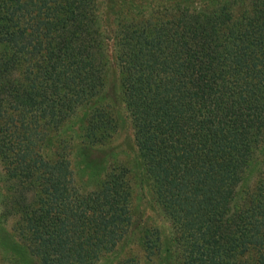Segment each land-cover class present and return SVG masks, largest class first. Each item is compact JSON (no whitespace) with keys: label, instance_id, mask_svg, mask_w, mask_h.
Returning a JSON list of instances; mask_svg holds the SVG:
<instances>
[{"label":"trees","instance_id":"16d2710c","mask_svg":"<svg viewBox=\"0 0 264 264\" xmlns=\"http://www.w3.org/2000/svg\"><path fill=\"white\" fill-rule=\"evenodd\" d=\"M10 1L0 0V107L25 99L32 111L52 96L47 109L91 111L84 135L90 145L108 142L117 126L112 110L96 104L110 85L99 0H46L51 12L39 19L36 48L27 42L25 54L17 36L22 16L4 11ZM235 7H243L240 16ZM27 9L32 14L30 1ZM164 12L162 20L121 21L112 37L121 86L115 98L132 122L141 180L175 230L169 258L180 252L183 264H264V0ZM127 184L126 170L113 167L85 201L87 216L115 224L151 255L157 242L133 220ZM20 187L21 204L34 188L27 178ZM48 215L28 213L27 248L37 263L76 264L81 256L80 264H93L91 229L80 228L83 250L74 255L75 246L63 250L67 241L56 238Z\"/></svg>","mask_w":264,"mask_h":264},{"label":"rangeland","instance_id":"374dc122","mask_svg":"<svg viewBox=\"0 0 264 264\" xmlns=\"http://www.w3.org/2000/svg\"><path fill=\"white\" fill-rule=\"evenodd\" d=\"M28 1L33 8L32 14L28 10L30 7L27 9ZM45 1L12 0L4 10L8 16H22L17 36L20 44L22 42L20 51L23 54L27 42L32 50L36 48L35 26L41 17L51 12V8L45 9ZM99 2L104 33L110 38L107 80L111 88L108 85L105 87L107 99L98 98L96 104L112 110L116 132L105 144L92 146L84 138L91 112L88 108L73 112L74 107H71L61 114L46 108L53 104L52 96L48 99L44 96L42 101H37L36 107L41 109L32 111H27L25 99L16 101V104L6 101L1 103L0 145L7 151L0 152V264H38V257L32 256L27 248L31 245L28 213L42 211L49 213L46 217L48 223L58 230L56 238L67 241L63 250L75 246L74 255L83 250L84 240L81 239L80 228L91 229L89 244L92 245L90 253L95 255L93 264H128L126 258L130 256L133 257L129 258L133 259L132 264L185 262V257L180 252L175 253L172 259L169 258L175 230L159 212L148 187L141 180L142 160L135 143L132 122L125 106L120 105L115 98L121 91V86L117 76L112 34L121 21L130 23L132 19L151 18H155V21L162 20L160 17L165 14V9L172 6L189 5L197 9L210 6L212 0ZM238 7L234 8V16H240L243 12V7ZM248 11L251 12L249 8ZM34 22L36 24L32 25ZM27 30L33 32L28 38ZM34 76L35 74L31 78ZM23 87L26 89V85L23 84ZM86 147H91L94 154L85 152ZM117 165L126 170L133 220L140 223V230L146 228L148 232H153L152 238L157 242L158 250L151 255L138 242L126 241L125 235L115 231V224H108L107 221L96 223L94 218L87 216L85 201L95 196L100 182ZM23 178H27V185L34 188V192H27L25 202L20 204L18 189L21 188ZM137 211H140V218H137ZM166 249H170L169 253H166ZM80 257L74 258L76 264H80Z\"/></svg>","mask_w":264,"mask_h":264}]
</instances>
